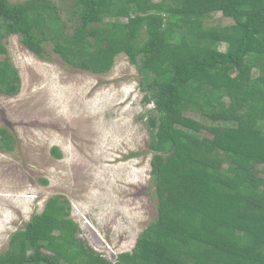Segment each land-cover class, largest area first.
Masks as SVG:
<instances>
[{"label": "trees", "instance_id": "1", "mask_svg": "<svg viewBox=\"0 0 264 264\" xmlns=\"http://www.w3.org/2000/svg\"><path fill=\"white\" fill-rule=\"evenodd\" d=\"M216 12L232 23H207ZM69 19L71 32L53 0H0V55L15 34L40 58L51 40L64 63L95 74L127 56L153 105L156 218L113 261L77 238L69 201L54 195L10 234L0 264H264V0H74ZM20 83L0 60V94ZM0 149H12L4 128Z\"/></svg>", "mask_w": 264, "mask_h": 264}, {"label": "rangeland", "instance_id": "2", "mask_svg": "<svg viewBox=\"0 0 264 264\" xmlns=\"http://www.w3.org/2000/svg\"><path fill=\"white\" fill-rule=\"evenodd\" d=\"M53 1L71 32L74 0ZM207 23L232 19L216 12ZM3 43L7 53L0 60H9L21 83L15 95L0 94V128L12 137V149H0V253L12 232L61 195L78 224L77 238L114 260L133 248L157 213L147 125L153 105L143 103L142 74L123 53L109 71L95 74L64 63L51 40L44 42L42 58L15 34ZM185 114L208 123L194 111ZM201 135L210 136L205 130Z\"/></svg>", "mask_w": 264, "mask_h": 264}, {"label": "bare ground", "instance_id": "3", "mask_svg": "<svg viewBox=\"0 0 264 264\" xmlns=\"http://www.w3.org/2000/svg\"><path fill=\"white\" fill-rule=\"evenodd\" d=\"M87 112V111H86ZM20 193V192H19Z\"/></svg>", "mask_w": 264, "mask_h": 264}, {"label": "built area", "instance_id": "4", "mask_svg": "<svg viewBox=\"0 0 264 264\" xmlns=\"http://www.w3.org/2000/svg\"><path fill=\"white\" fill-rule=\"evenodd\" d=\"M114 261V260H113Z\"/></svg>", "mask_w": 264, "mask_h": 264}]
</instances>
